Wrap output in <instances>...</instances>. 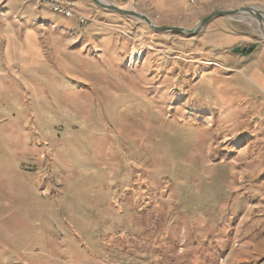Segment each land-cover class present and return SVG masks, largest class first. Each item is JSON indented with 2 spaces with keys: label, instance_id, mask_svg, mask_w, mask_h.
<instances>
[{
  "label": "rangeland",
  "instance_id": "374dc122",
  "mask_svg": "<svg viewBox=\"0 0 264 264\" xmlns=\"http://www.w3.org/2000/svg\"><path fill=\"white\" fill-rule=\"evenodd\" d=\"M159 28L264 0H104ZM0 11V264H264V96L201 45L250 15L154 32ZM134 55V56H133ZM240 66V65H238Z\"/></svg>",
  "mask_w": 264,
  "mask_h": 264
},
{
  "label": "crops",
  "instance_id": "0c3cea01",
  "mask_svg": "<svg viewBox=\"0 0 264 264\" xmlns=\"http://www.w3.org/2000/svg\"><path fill=\"white\" fill-rule=\"evenodd\" d=\"M7 4L8 0L0 11L5 10ZM207 29L199 38L201 45L216 52L217 56L225 59L231 68H236L237 76L250 91L264 96V46L252 44L249 48L235 35Z\"/></svg>",
  "mask_w": 264,
  "mask_h": 264
},
{
  "label": "water",
  "instance_id": "95a60500",
  "mask_svg": "<svg viewBox=\"0 0 264 264\" xmlns=\"http://www.w3.org/2000/svg\"><path fill=\"white\" fill-rule=\"evenodd\" d=\"M90 1L94 3L99 9L105 12L138 19L139 21L144 22L154 32L174 31V32H180V33L186 34L188 36H193L197 34L210 20L214 18H219V17L230 18L232 16L247 13V14L252 15V17L259 23L260 28L262 29V32H261L262 37L264 38V13L252 7H245V8L236 10V11L214 12L213 14H210L208 17L203 19L194 30L188 31L182 28H159L155 26L148 17L138 12L123 10L115 5L105 2L104 0H90Z\"/></svg>",
  "mask_w": 264,
  "mask_h": 264
},
{
  "label": "built area",
  "instance_id": "2783aa9c",
  "mask_svg": "<svg viewBox=\"0 0 264 264\" xmlns=\"http://www.w3.org/2000/svg\"><path fill=\"white\" fill-rule=\"evenodd\" d=\"M7 0H0V8ZM24 5H30L33 8H44L52 14L70 20L74 19L81 24H86L88 18L79 13V0H22Z\"/></svg>",
  "mask_w": 264,
  "mask_h": 264
},
{
  "label": "bare ground",
  "instance_id": "6f19581e",
  "mask_svg": "<svg viewBox=\"0 0 264 264\" xmlns=\"http://www.w3.org/2000/svg\"><path fill=\"white\" fill-rule=\"evenodd\" d=\"M244 14H247V13H244ZM241 15H243V14H241ZM241 15H239V16H241ZM248 15H250V14H248ZM250 16H252V15H250ZM261 31H262V29H261ZM134 56V55H133Z\"/></svg>",
  "mask_w": 264,
  "mask_h": 264
}]
</instances>
